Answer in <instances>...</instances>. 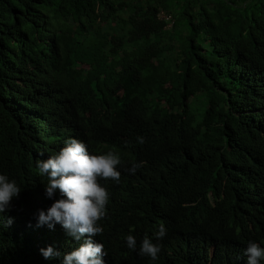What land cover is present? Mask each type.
Masks as SVG:
<instances>
[{
  "label": "trees",
  "instance_id": "obj_1",
  "mask_svg": "<svg viewBox=\"0 0 264 264\" xmlns=\"http://www.w3.org/2000/svg\"><path fill=\"white\" fill-rule=\"evenodd\" d=\"M72 138L123 161L118 183L101 181L106 264L206 243L212 264H233L264 242V0H0V174L22 190L0 213V264H62L83 243L37 226L64 198L37 161ZM161 223L149 261L140 243Z\"/></svg>",
  "mask_w": 264,
  "mask_h": 264
},
{
  "label": "clouds",
  "instance_id": "obj_2",
  "mask_svg": "<svg viewBox=\"0 0 264 264\" xmlns=\"http://www.w3.org/2000/svg\"><path fill=\"white\" fill-rule=\"evenodd\" d=\"M137 140L141 144L145 142L143 137ZM122 163L116 150L94 154L85 142L75 138L69 139L58 153L37 161V174L48 178L46 195L53 198L58 190L64 197L55 200L46 211H39L37 226L48 225L54 228L59 223L77 241L83 239L77 248L63 255L62 264H106L104 244L93 239L104 232L100 221L107 216L109 202V191L101 181L113 180L118 183L121 178L119 166ZM142 165L143 162H134L128 170L134 174ZM21 191L15 179L0 174V213L11 208L13 199L18 198ZM12 223L13 218H8L6 226L10 227ZM166 233L163 223L152 239L146 233L140 243L139 254L149 261L158 259L162 250L159 240ZM126 243L129 249L136 251L137 240L134 235H127ZM215 249V243H206L200 246V253H197L194 246H191L186 255H168L162 262L212 264ZM40 252L45 259L61 256V252L52 246L42 248ZM233 264H264V242L249 241L241 249L236 248Z\"/></svg>",
  "mask_w": 264,
  "mask_h": 264
}]
</instances>
